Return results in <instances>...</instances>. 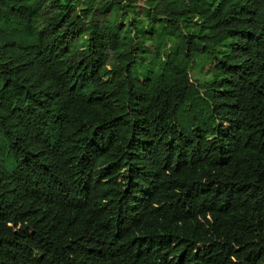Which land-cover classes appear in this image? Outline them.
<instances>
[{
    "label": "trees",
    "instance_id": "trees-1",
    "mask_svg": "<svg viewBox=\"0 0 264 264\" xmlns=\"http://www.w3.org/2000/svg\"><path fill=\"white\" fill-rule=\"evenodd\" d=\"M0 264H264V0H0Z\"/></svg>",
    "mask_w": 264,
    "mask_h": 264
},
{
    "label": "rangeland",
    "instance_id": "rangeland-1",
    "mask_svg": "<svg viewBox=\"0 0 264 264\" xmlns=\"http://www.w3.org/2000/svg\"><path fill=\"white\" fill-rule=\"evenodd\" d=\"M126 21H128V19L125 20L123 23H126ZM195 61L197 62L198 60L196 59ZM198 68H199V63H197V65L194 66L193 70L198 69Z\"/></svg>",
    "mask_w": 264,
    "mask_h": 264
}]
</instances>
